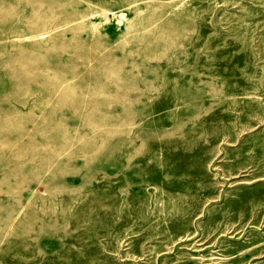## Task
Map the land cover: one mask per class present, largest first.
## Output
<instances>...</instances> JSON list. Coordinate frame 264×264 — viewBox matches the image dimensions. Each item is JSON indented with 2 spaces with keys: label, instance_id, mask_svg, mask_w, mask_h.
Here are the masks:
<instances>
[{
  "label": "rangeland",
  "instance_id": "obj_1",
  "mask_svg": "<svg viewBox=\"0 0 264 264\" xmlns=\"http://www.w3.org/2000/svg\"><path fill=\"white\" fill-rule=\"evenodd\" d=\"M0 264H264V0H0Z\"/></svg>",
  "mask_w": 264,
  "mask_h": 264
}]
</instances>
